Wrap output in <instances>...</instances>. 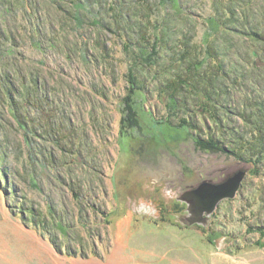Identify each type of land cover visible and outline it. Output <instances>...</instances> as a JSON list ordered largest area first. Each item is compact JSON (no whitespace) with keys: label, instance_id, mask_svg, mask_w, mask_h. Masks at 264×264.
<instances>
[{"label":"rangeland","instance_id":"obj_1","mask_svg":"<svg viewBox=\"0 0 264 264\" xmlns=\"http://www.w3.org/2000/svg\"><path fill=\"white\" fill-rule=\"evenodd\" d=\"M92 1L0 0V82L9 75L20 88L33 75L45 85L25 112L30 122L19 123L16 108L0 102V264H264V158L255 163L205 149L197 132L164 121L174 112L157 82L131 91L130 42L120 28H101L113 13ZM139 1L150 2L142 19L157 25H149L153 42L168 17L178 28L191 18L199 44L218 30L215 0L132 6ZM97 28L105 31L111 68L91 48L100 45ZM259 52L253 59L263 67ZM17 93L12 100L21 99ZM42 108L57 111L61 133L44 131L47 114L36 122ZM235 118L231 124H242ZM242 171L236 195L203 223L192 222L181 197Z\"/></svg>","mask_w":264,"mask_h":264},{"label":"trees","instance_id":"obj_2","mask_svg":"<svg viewBox=\"0 0 264 264\" xmlns=\"http://www.w3.org/2000/svg\"><path fill=\"white\" fill-rule=\"evenodd\" d=\"M66 1L71 2L72 7V4L79 6L87 0ZM88 1L91 3V0ZM93 1L104 5V10H111L113 13L111 19L104 20L101 28L114 32L120 28L118 30L121 31L116 33H124L128 42L132 43L128 45L132 47L128 49V57L131 60L128 74L130 88L133 89L131 91L139 88L148 90L149 85L157 82L158 88L167 95V101L171 103L170 110L174 112V117H163L164 121L174 127H187L193 133L197 132V142L205 149L231 152L239 159L249 158L255 163L262 161L264 99L261 93H264V66L259 67V60L253 58L255 55L261 58L259 49L264 52L263 0H215L214 16L218 30L205 45L194 40L190 32L194 24L191 18H186L184 28H178L177 21L171 22L170 17L164 19L160 22V34L153 42L151 37H148V31L149 25L154 24L142 19L148 18V1L135 4L134 0L132 6V0H115L112 8L108 0ZM40 3L44 4V0H40ZM60 3L59 7L63 11L72 14L71 9L63 8ZM50 4L55 6L53 2ZM134 4L138 7L135 6V10ZM58 12L62 14L60 10ZM136 14L141 20H137ZM104 32L97 28L98 36L95 39L100 45L99 48L94 45L91 48L96 51V58L108 63L111 68V61L107 60V57H112L101 38ZM3 33L5 35L4 31ZM260 60L264 61V58ZM8 76L0 82V102L6 107L9 104L14 106L18 122L24 124L26 119L27 123L29 117L25 114L30 109L29 105H36L42 99L40 92L45 90V85L39 77L32 75L28 80L22 78L20 88L18 84L16 88ZM16 91L21 96L20 100H12L16 97L13 96ZM6 93H9L11 103ZM236 99L237 104L234 103ZM53 109L51 113L47 108H42V116L36 120L41 122L43 114H47L48 118L42 126L48 135L51 130L59 134L63 129V120L55 119L58 114L55 110L53 112ZM235 116H238L237 120L243 121L242 124H231V121H234L232 119H236ZM2 119L0 114V136L4 125ZM35 119L33 118V122ZM129 121L131 122L130 118ZM245 124L250 126L249 133L243 130ZM253 126L255 131L260 132L259 135L254 132ZM28 127L30 132L36 133L35 127ZM9 142L5 137L4 143L2 142L4 149L10 146ZM2 151L1 157L6 154L5 150ZM0 170H5L1 163ZM33 214L32 210L26 211L29 218H33Z\"/></svg>","mask_w":264,"mask_h":264},{"label":"water","instance_id":"obj_3","mask_svg":"<svg viewBox=\"0 0 264 264\" xmlns=\"http://www.w3.org/2000/svg\"><path fill=\"white\" fill-rule=\"evenodd\" d=\"M245 172H239L218 184L204 182L197 188L186 192L181 200L188 203L189 217L192 222L203 223L205 214L209 216L225 197H233L242 185Z\"/></svg>","mask_w":264,"mask_h":264}]
</instances>
